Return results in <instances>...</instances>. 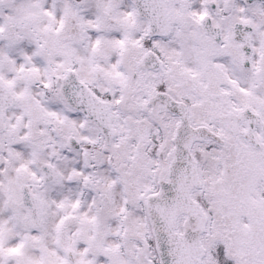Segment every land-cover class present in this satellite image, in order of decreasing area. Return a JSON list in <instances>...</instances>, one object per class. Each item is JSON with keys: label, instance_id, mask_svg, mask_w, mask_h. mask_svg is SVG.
<instances>
[{"label": "snow or ice", "instance_id": "1", "mask_svg": "<svg viewBox=\"0 0 264 264\" xmlns=\"http://www.w3.org/2000/svg\"><path fill=\"white\" fill-rule=\"evenodd\" d=\"M0 264H264V0H0Z\"/></svg>", "mask_w": 264, "mask_h": 264}]
</instances>
